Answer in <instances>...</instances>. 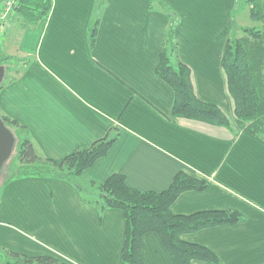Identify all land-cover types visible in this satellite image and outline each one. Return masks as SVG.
Returning <instances> with one entry per match:
<instances>
[{
	"label": "crops",
	"instance_id": "crops-1",
	"mask_svg": "<svg viewBox=\"0 0 264 264\" xmlns=\"http://www.w3.org/2000/svg\"><path fill=\"white\" fill-rule=\"evenodd\" d=\"M52 3L37 28L11 35L6 57L18 56L24 66L0 89V116L26 128L23 137L57 162L102 139L115 141L85 170L83 190L51 178L6 181L0 248L67 264H121L126 220L121 210L95 205L98 186L121 174L132 189L161 193L183 172L208 188L181 194L173 214L241 216L185 235L218 259L192 264H264V141L235 117L222 65L237 0ZM171 40L172 65L190 69L197 97L220 107L230 127L174 117V90L157 74ZM142 254L145 264H174L156 233L144 236Z\"/></svg>",
	"mask_w": 264,
	"mask_h": 264
},
{
	"label": "trees",
	"instance_id": "trees-1",
	"mask_svg": "<svg viewBox=\"0 0 264 264\" xmlns=\"http://www.w3.org/2000/svg\"><path fill=\"white\" fill-rule=\"evenodd\" d=\"M252 2L251 19L255 23H264V0ZM52 4V0H18L14 16L22 19L26 27L35 25L49 17ZM102 7L103 1L99 5V8ZM97 24L98 22L92 30L93 44ZM234 25L235 23L233 28ZM243 32L245 35L242 37H230L222 65L235 117L245 124L247 133L264 141V27ZM172 37L173 33L171 39ZM172 45L169 53L162 54L157 74L174 90V117L230 127V119L220 107L203 102L197 97L190 69L182 63L176 67L172 65L171 57L177 53L175 42H172ZM11 59L2 55L0 46V66L7 64ZM2 87L3 84L0 89ZM0 117L11 131L10 126L19 128L20 132L26 130L18 122ZM114 141L115 139H102L90 148L78 150L57 162L41 155L30 138L24 136L18 147L19 165L7 181L25 177L51 178L67 180L83 190L80 178L85 170L104 157ZM207 188V181L183 172L161 193L132 189L121 174H114L99 185L94 193L95 205L101 211L121 210L126 220L121 264H145L142 244L144 236L148 233H156L160 237L163 248L174 264H192L193 261L217 263L218 259L212 251L188 243L183 237L208 228L236 224L241 220V216L234 212L219 211L201 212L191 216H178L172 212V205L181 194L188 191L201 192ZM0 261L2 264H67L52 256L32 257L2 248Z\"/></svg>",
	"mask_w": 264,
	"mask_h": 264
},
{
	"label": "rangeland",
	"instance_id": "rangeland-1",
	"mask_svg": "<svg viewBox=\"0 0 264 264\" xmlns=\"http://www.w3.org/2000/svg\"><path fill=\"white\" fill-rule=\"evenodd\" d=\"M5 1L3 2L1 6V12H0V46L2 48V55L4 57L8 56L10 54V51H12L14 44L12 45L10 40H13V37L11 35L18 34L25 29H35L37 28L43 21L40 23H37L35 25H31L26 27L23 23L22 19L15 18L14 16V10L10 13H7V7L5 5ZM252 0H237V7L236 10L232 16V21L234 20L235 23V29L233 28L231 32V36L233 37H242L245 35L243 32L247 29H262L264 27V23H255L251 19V7H252ZM46 20V19H45ZM2 27V28H1ZM3 32V33H1ZM12 38V39H11ZM10 43V44H9ZM12 58L10 62L5 64L6 68V76L3 82V85H5L9 80L12 78L18 76L20 71L23 69L24 63L23 60L18 58V56L10 57ZM26 62V61H25ZM10 126V125H9ZM12 129V132L14 133V136L16 137V143L15 147L12 153L11 158L5 163L1 174H0V188L2 185L7 181L10 175L16 170L18 167V147L19 144L23 138L22 133L13 126H10ZM0 264L2 262L0 261Z\"/></svg>",
	"mask_w": 264,
	"mask_h": 264
},
{
	"label": "water",
	"instance_id": "water-1",
	"mask_svg": "<svg viewBox=\"0 0 264 264\" xmlns=\"http://www.w3.org/2000/svg\"><path fill=\"white\" fill-rule=\"evenodd\" d=\"M6 76V68L4 65L0 66V87L4 82ZM16 138L13 132L7 128L4 121L0 117V174L5 163L11 158Z\"/></svg>",
	"mask_w": 264,
	"mask_h": 264
},
{
	"label": "built area",
	"instance_id": "built-area-1",
	"mask_svg": "<svg viewBox=\"0 0 264 264\" xmlns=\"http://www.w3.org/2000/svg\"><path fill=\"white\" fill-rule=\"evenodd\" d=\"M17 2H18V0H6L5 1V5H6V9H7V13L9 12H11V11H13L14 10V8H15V6H16V4H17Z\"/></svg>",
	"mask_w": 264,
	"mask_h": 264
}]
</instances>
